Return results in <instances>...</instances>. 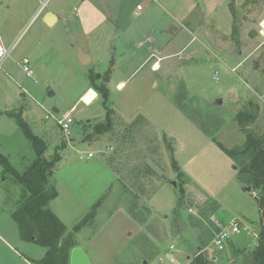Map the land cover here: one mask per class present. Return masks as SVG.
<instances>
[{
    "label": "rangeland",
    "instance_id": "obj_1",
    "mask_svg": "<svg viewBox=\"0 0 264 264\" xmlns=\"http://www.w3.org/2000/svg\"><path fill=\"white\" fill-rule=\"evenodd\" d=\"M38 8L39 0H0V32L16 43L0 69V157L20 175L37 158L6 114L19 112L47 142L45 158L62 157L50 178L58 193L50 208L91 264H194L200 254L214 264H254L259 195L246 191L227 150L246 141L236 117L249 103L260 108L253 128L264 134V36L252 35L264 0H52L45 12L60 17L53 27L43 16L32 21ZM24 57L33 77L23 71ZM110 68L108 84L96 79ZM91 74L107 91L115 126L88 145L83 124L107 115L94 90L83 96L89 105L79 101ZM76 104L68 137L57 120ZM79 152L94 157L81 162ZM20 190L0 163V264L46 254L20 239L11 216ZM234 219L257 236L243 234L219 251L213 239Z\"/></svg>",
    "mask_w": 264,
    "mask_h": 264
},
{
    "label": "trees",
    "instance_id": "obj_2",
    "mask_svg": "<svg viewBox=\"0 0 264 264\" xmlns=\"http://www.w3.org/2000/svg\"><path fill=\"white\" fill-rule=\"evenodd\" d=\"M230 9L234 20L231 39L236 45H239L241 29L236 11L232 6ZM256 67L258 66L256 65ZM255 70L257 71V69ZM89 89H93L104 98L103 105L107 113L106 118L101 122L88 121L83 124L82 141L92 145L100 137L114 133L115 111L109 107L107 91L95 82L94 74L90 75ZM6 114L17 120L19 127L32 143L37 156L22 175L15 171L6 157H0L3 177L11 176L14 183L21 189L17 207L11 214L18 226L20 239L25 242H34L46 249V254L42 259H28V261L31 264H70L71 251L76 247L75 240L73 236L67 235L66 226L50 208L51 202L58 195L50 178L62 157L59 152H56L52 160H47L45 158V152L48 149L47 142L32 132L23 120L21 113L8 111ZM259 117V106L249 103L246 111L236 117L241 132L246 136V141L242 146L227 150L230 158L239 166L240 182L245 187H251L252 191L259 195L257 200L262 230L254 251L256 258H254V264H264V134L253 128ZM65 143L62 141L58 150L65 149ZM193 263L214 264L205 259L202 254Z\"/></svg>",
    "mask_w": 264,
    "mask_h": 264
},
{
    "label": "built area",
    "instance_id": "obj_3",
    "mask_svg": "<svg viewBox=\"0 0 264 264\" xmlns=\"http://www.w3.org/2000/svg\"><path fill=\"white\" fill-rule=\"evenodd\" d=\"M52 0H39V8L37 9L35 15L32 18V21L37 20L39 17L44 16L46 13V9L48 8L49 4ZM138 10H141V7H138ZM259 33L264 36V22H261L259 24ZM16 47V43H13L11 46H6L1 39L0 35V69L2 68L4 62L8 57L13 53L14 49ZM21 66L23 67L24 73L27 75V77H33L34 71L31 65V61L29 58H24L22 60ZM216 80H218L216 78ZM76 107L72 108L70 113H67L64 115L61 119L57 120V124L59 125L60 129L64 133L65 136L71 135V128L74 124V120L71 117V113L75 112ZM50 117L47 116V119ZM94 157V153L92 152H86L82 153L79 152L78 160L81 162L84 161H90ZM254 197H257V193L252 191L251 192ZM250 235L254 233L251 228L245 224L244 222L234 219L230 224H228L227 227L222 229L220 232L216 233L215 238L213 239V246L216 247L219 251L223 250L225 248V245L229 243L230 241L234 240L237 237H240L241 235ZM257 236V235H256ZM171 250L174 251V247H171ZM174 259H171V262H173Z\"/></svg>",
    "mask_w": 264,
    "mask_h": 264
},
{
    "label": "water",
    "instance_id": "obj_4",
    "mask_svg": "<svg viewBox=\"0 0 264 264\" xmlns=\"http://www.w3.org/2000/svg\"><path fill=\"white\" fill-rule=\"evenodd\" d=\"M57 21V17L55 16V14L53 13H49L46 17V23L48 25H52L53 23H56ZM255 36L258 35L257 31H252ZM82 63H86L84 61V59L82 60ZM112 73V69H108V71L104 74V75H97L96 79L97 80H102L104 83L108 84L110 82V75ZM48 96L52 97L54 96V93L52 91H48ZM222 101L219 100L217 102V105H221ZM56 113H58L57 110H55ZM171 185L173 187H178L180 189V193H184V188L181 184H178L176 181H172ZM246 191L251 193L252 192V188L251 187H246ZM70 264H91V261L88 257V255L86 254L85 250L82 247H75L72 251H71V256H70Z\"/></svg>",
    "mask_w": 264,
    "mask_h": 264
},
{
    "label": "crops",
    "instance_id": "obj_5",
    "mask_svg": "<svg viewBox=\"0 0 264 264\" xmlns=\"http://www.w3.org/2000/svg\"><path fill=\"white\" fill-rule=\"evenodd\" d=\"M138 7H139V5H137V9H136V12H135V14H139L140 15V13L142 12H144V9L143 8H141V10H138ZM37 11V10H36ZM36 13V12H35ZM49 13H53V14H55V16L57 17V21H56V23H53L52 25H48L47 23H46V17H47V15L49 14ZM35 15V14H34ZM33 18V17H32ZM264 19V18H263ZM60 21V17L58 16V14H56L55 12H53V11H47L45 14H44V16H43V22L47 25V26H49V27H53V26H55L58 22ZM264 21V20H263ZM262 21V22H263ZM260 29V28H259ZM253 33V32H252ZM169 34H174V33H172V30H170L169 31ZM260 33H259V30H258V35H259ZM0 35H1V39H2V42L5 44V45H7V46H10V45H12L13 44V40H7L6 38H5V36H3L2 34H1V32H0ZM253 36H255L254 34H252ZM257 35V36H258ZM256 37V36H255ZM257 49V48H256ZM81 53V52H80ZM81 55H82V60L84 59V61L86 62L85 64H87V63H90V61H91V59L90 58H88V57H86V56H84L82 53H81ZM24 58H27V57H24ZM23 58V59H24ZM22 63V62H21ZM155 68H154V71H157L158 70V64L156 63L155 64ZM20 81H23L22 80V78H20ZM119 85H123V82H121V83H119L118 84V86ZM119 88V87H118ZM90 90H93V89H89V82H88V88H87V90H86V92L80 97V99H79V101L81 102H83L84 103V101L82 100L83 99V96L86 94V93H88ZM97 98H98V94H97V97H96V99L95 100H97ZM94 100V101H95ZM93 101V102H94ZM92 102V103H93ZM91 103V104H92ZM84 104H86V105H89V104H87V103H84ZM90 104V105H91ZM77 106V104L75 105V106H73L72 108H74V107H76ZM76 111V110H75ZM259 121V120H258ZM225 228V227H224ZM224 228H221V230L222 229H224ZM34 260V259H33Z\"/></svg>",
    "mask_w": 264,
    "mask_h": 264
},
{
    "label": "bare ground",
    "instance_id": "obj_6",
    "mask_svg": "<svg viewBox=\"0 0 264 264\" xmlns=\"http://www.w3.org/2000/svg\"><path fill=\"white\" fill-rule=\"evenodd\" d=\"M263 22H264V21H263ZM155 67H156V66H155ZM122 86H123V85H119V86H118V87H119V89H121V88H122Z\"/></svg>",
    "mask_w": 264,
    "mask_h": 264
}]
</instances>
